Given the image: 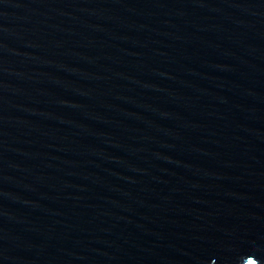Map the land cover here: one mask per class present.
Wrapping results in <instances>:
<instances>
[{
    "label": "water",
    "instance_id": "95a60500",
    "mask_svg": "<svg viewBox=\"0 0 264 264\" xmlns=\"http://www.w3.org/2000/svg\"><path fill=\"white\" fill-rule=\"evenodd\" d=\"M0 264H264V0H0Z\"/></svg>",
    "mask_w": 264,
    "mask_h": 264
}]
</instances>
